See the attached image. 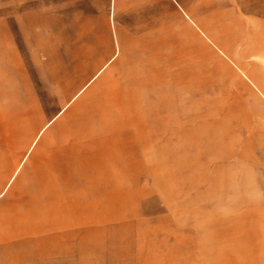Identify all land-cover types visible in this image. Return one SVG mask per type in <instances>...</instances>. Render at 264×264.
Returning <instances> with one entry per match:
<instances>
[{
    "label": "rangeland",
    "instance_id": "1",
    "mask_svg": "<svg viewBox=\"0 0 264 264\" xmlns=\"http://www.w3.org/2000/svg\"><path fill=\"white\" fill-rule=\"evenodd\" d=\"M0 264H264V0H0Z\"/></svg>",
    "mask_w": 264,
    "mask_h": 264
}]
</instances>
